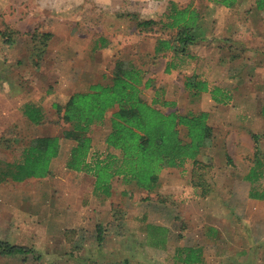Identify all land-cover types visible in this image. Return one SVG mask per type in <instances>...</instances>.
I'll return each instance as SVG.
<instances>
[{
	"label": "rangeland",
	"instance_id": "rangeland-1",
	"mask_svg": "<svg viewBox=\"0 0 264 264\" xmlns=\"http://www.w3.org/2000/svg\"><path fill=\"white\" fill-rule=\"evenodd\" d=\"M158 1L164 2L163 11L158 9L160 18L169 20L166 0H134L142 10L111 2L112 7L102 12L103 6L94 0H0V240L36 250L25 261L20 255L0 254V264H183L186 247L199 248V264H264V200L251 197V184L245 179L257 152L264 160V11L256 9V0H242L233 9L210 6L207 0L174 2L177 7L194 6L203 14L212 41H226L220 36L230 33L227 24L237 23L239 58L231 62L228 57V47L235 45H208V54L214 52L209 62L218 67L219 81L233 87L231 100L213 108L206 104L209 94L192 99L200 102L197 107L184 88L186 76L204 67L198 53L193 59L183 57L180 69L168 73L156 55L137 61L122 53L118 44L106 45L114 62L119 58L136 64L154 62V91L143 94L148 101L158 94L157 106L165 112L172 107L163 106L164 101L173 100L180 110L191 104L196 113L212 108L209 123L214 133L198 164L190 161L184 170L165 169L160 186L151 193L116 178L110 196L93 190L91 174L65 164H58L47 178L22 181L13 179L15 171L6 165L19 162L29 140L45 133L23 114L25 100H15L14 95L26 92L30 102L32 95L44 96L55 81L50 67L61 66L66 57L55 50L67 47L71 57V50L77 49L73 46L85 44L72 41L76 34L87 32V23L97 21L93 34L110 29L114 25L106 14L110 9L109 15L129 10L145 19L157 10L155 5L161 6ZM104 22L111 26L103 28ZM161 29L156 30L163 35L173 32ZM50 31L49 45L40 39L32 42V33ZM194 50L205 53L204 48ZM41 102L34 103L47 110L48 124L68 128L51 103ZM109 128L103 123L93 130L99 138L93 150L105 151L102 138ZM181 135L186 139L182 126ZM149 226H154L153 232ZM158 239L164 241L156 244Z\"/></svg>",
	"mask_w": 264,
	"mask_h": 264
},
{
	"label": "trees",
	"instance_id": "trees-1",
	"mask_svg": "<svg viewBox=\"0 0 264 264\" xmlns=\"http://www.w3.org/2000/svg\"><path fill=\"white\" fill-rule=\"evenodd\" d=\"M227 8L235 7L242 0H207ZM256 9L264 11V0H256ZM137 18L136 15L133 17ZM167 28L173 30L168 39H163L156 47V54L162 50H173L175 58L181 60L190 57L189 47L205 40L207 28L200 12L189 5L185 8L176 4L168 14ZM138 27L148 28L153 20L136 19ZM51 32L31 34L32 42L49 45ZM44 53L48 50L45 47ZM33 53V52H32ZM42 57V53L39 54ZM39 60V59H38ZM183 60V59H182ZM36 65H41L38 61ZM38 66V67H39ZM148 70L129 59L119 58L113 68V77L109 84H92L88 91L73 93L62 106L54 102L57 110L68 128L64 137L73 140V146L67 167L78 172H86L95 178V192L106 196L112 195L113 182L123 178L128 184L148 193L155 192L160 186L165 169H185L186 163H199V156L212 141L214 128L209 123V112L179 113L174 110L165 112L159 108L158 94L149 102L143 94L144 87H150ZM186 88L199 92L210 91L212 98L219 103H227V95L221 88L210 90L206 81L193 74L186 79ZM175 107V102L164 101V105ZM110 130L104 141L106 150H93V126L102 124L108 111H112ZM28 119L39 124L44 119L42 108L30 102L23 109ZM181 126L186 129V139L181 135ZM257 134L253 135L257 141ZM59 136H37L29 140L22 151L21 160L6 164L14 169L13 179L22 181L26 178H43L51 173V161L60 153ZM4 176H7L4 174ZM264 160L256 153L245 179L250 182L252 198L264 200ZM159 243V242H156ZM187 254L183 264H198L202 257L198 249L186 247ZM0 254L5 256L36 255L33 247L12 244L0 240Z\"/></svg>",
	"mask_w": 264,
	"mask_h": 264
},
{
	"label": "crops",
	"instance_id": "crops-1",
	"mask_svg": "<svg viewBox=\"0 0 264 264\" xmlns=\"http://www.w3.org/2000/svg\"><path fill=\"white\" fill-rule=\"evenodd\" d=\"M95 2H97V4H100L103 6V9H100V11H106L105 9H109V7H112L111 2H113V4H117V6L122 7L124 6L125 9H143L141 8L142 6H138V4L136 2H134V0H94ZM161 6L159 5L155 9L157 10H151L150 16L148 18H145V20H153L155 21V23H152L150 26H148V28H143L142 27H138L136 24V19H142L140 18L138 13H133L132 11L126 10L124 12H118L115 15H109L111 12V9L108 10V12H106V14L112 19V22H114L113 26L110 27V29H103V33H98V34H93L92 28L96 27V32H97V21H93L92 23H87L88 27L87 28V32H82L80 34H76V38L73 39V43H85L83 45H78V46H73L76 47L77 49H72L70 54L71 57H68V48H60L59 50H55V52L57 53H63L66 54L64 56V61L62 62L61 66H57V68L54 67H50V74L53 75L55 77V81L52 82V86H48L47 89L45 91V94L43 96V94H39V95H32L31 99L33 100L32 103L34 102H41L42 100H46V103H51L50 105L53 106L54 102L59 103L60 105H64L66 103V101L68 100V98L76 92H85L88 91L90 86L92 84H96V83H102V84H109L111 82V79L113 77V68L114 65L111 66V64H115L114 61H112V56H110V54L107 53L106 48L107 46H110V44H118V48L122 53L125 54H131L133 55V57L137 58V61L139 60L140 57L145 56V55H150L154 58V55L157 56V60H164V62H162L163 65V70H165L166 72L170 73H175L176 71H178V69H180L181 67V63H183L184 59L189 58V59H193L196 58L195 53L202 57V63H204V67H201V71L200 68L193 70L192 73H189L183 84H184V88L185 90H187L189 92L190 96V101L191 103H194L197 105V107L200 106V102L196 99V100H192L194 98H199L202 97L203 94H209L210 95V100L212 103H208L209 102V98L206 101V104L210 105L212 108L215 107V105H220L223 103H219L216 100H214L212 98V95L210 93V91L207 92H199L197 93L196 90H188L186 88L185 82L186 79L188 77H190L193 74H197L198 78L201 80H204L207 82L210 90H212L213 88L219 87L222 89V91L225 93V95H227V100H231L232 98V92L233 91V87H227V86H223L222 82L219 81V73L217 72V66L214 64L213 62H209L213 57H212V53L208 54V49L209 46L208 45H220V42H222V44H228V46H234L229 48L228 47V53L230 54V56L228 55L229 58H231V62H233L232 60H235L236 58H239V54H236V45L238 44V38L235 36V33L237 32L235 29L237 26V23L233 20L230 21L229 24H227V27L230 28L229 32L231 33H227L228 31H225L223 36H220L221 39L224 38V41L221 40L220 42L215 40L212 41L214 38L213 37H209V31L207 33V37L205 38V40L198 42L195 45H192L189 47V54L190 57H184V59L180 62H178L179 60H177L175 58V54L174 51L171 49H167V50H162L160 51L158 54H156V47H158V44L160 43L161 40L163 39H168L170 36L167 35H163L161 32L157 31L156 29L159 28H164V29H169L167 28V24L170 20H162L163 18H160L159 16V12L163 11V4L164 2H160L158 1ZM175 0H166V13L169 14L171 8L175 5ZM209 2V1H208ZM242 2V1H241ZM241 2L238 4L240 5ZM143 4V3H142ZM210 6L213 5H217L214 3H207ZM236 5V6H238ZM189 6V4H185L183 7L180 8H185ZM137 7V8H136ZM194 7V6H193ZM224 7V6H222ZM226 9H233L234 7L231 8H227L224 7ZM160 9V11L158 10ZM135 12V11H134ZM114 13V12H112ZM134 15L137 16L136 19H134ZM201 18L204 20L203 14L200 13ZM214 21V19H213ZM77 23V22H76ZM125 23H127V29L125 26ZM79 25V24H78ZM109 24H106L105 22L103 23L102 27L105 28L107 26H109ZM111 26V25H110ZM222 26V25H221ZM90 27V28H89ZM164 29H161L160 31H164ZM171 30V29H170ZM173 31V30H172ZM52 34L53 32L50 31ZM56 32V31H55ZM79 32V30L77 31ZM57 33V32H56ZM173 33V32H172ZM227 33V34H226ZM58 34H56V39L59 38L60 36H57ZM63 37V36H62ZM53 38V37H52ZM51 38V41L53 40ZM70 43V41H68ZM108 44V45H107ZM107 45V46H106ZM193 48V49H192ZM194 48H201L205 50V53L203 52H198L196 50H194ZM196 51V52H195ZM54 52V53H55ZM55 61H56V57ZM138 65L142 66L143 68L147 69L149 72L147 74V78L150 80L151 85L150 87H144L143 93L145 94L147 92V90L149 89H153L154 91V62H152L150 65H145L144 63L138 62ZM203 65V64H202ZM158 66V65H157ZM107 72V74H106ZM203 73L202 76L201 74ZM57 78V79H56ZM231 83V82H230ZM227 87V88H226ZM228 91V92H227ZM230 91V92H229ZM15 96V100H25L24 103H30V99L28 98V95L26 94V92H21L19 94L14 95ZM13 96V97H14ZM46 96V97H45ZM61 98H60V97ZM57 97V99H56ZM58 97L60 98V100L58 99ZM63 97V99H62ZM155 97H152L149 102H152L154 100ZM41 99V100H40ZM37 100V101H35ZM175 102V107H172L171 111H178L179 113H187L192 111L191 110V106L186 109V110H180L179 106H177V102L176 101H172ZM34 103V104H36ZM43 104V102H41ZM215 104V105H214ZM37 106L40 107L39 103L36 104ZM41 108V107H40ZM212 108H202V111L205 112H209V118H210V111L212 110ZM55 111H57L56 109H54ZM200 110V112H201ZM44 113V119L41 121V123L39 124H35V126L41 127L43 131H45V133L42 134H37V136H59L61 139V148H60V153L57 157L53 158L51 161V172L53 170V168H55L58 164H65L67 166V162L71 153V150L73 148V146L76 144L75 141L73 140H69L66 139L64 137V129L62 128H58L56 129L54 125L48 124L49 123V118H48V113H46L47 110H43ZM112 111H108V113L106 114V118L104 119L103 123L104 124H108L110 126V118H111V114ZM192 112H196V111H192ZM24 114V113H23ZM25 115V114H24ZM26 116V115H25ZM28 118V117H27ZM102 123V124H103ZM34 124V123H33ZM100 124H96L93 126V130L97 127H99ZM110 130V128H109ZM108 130V132H109ZM107 132V134H108ZM105 134L102 138V142L105 144ZM35 136V137H37ZM96 141H99V138H97L96 136H94V141H93V146L95 145ZM94 148V147H93ZM107 148V147H106ZM105 148V150H106ZM190 161H188L186 163V167H188L190 165ZM88 174V173H87ZM49 176V175H48ZM47 176V177H48ZM46 177V178H47ZM91 186L94 189V182H95V178L91 175ZM45 178V177H43ZM114 185V184H113ZM113 191V190H112ZM113 193V192H112ZM149 228H152V232L154 231V226H149ZM155 229H160V230H164L162 228H155ZM154 235V234H153ZM153 235H150L152 237V246H154V237ZM164 241V239H158L157 242L162 243ZM158 244V243H156ZM199 251V248H196ZM151 253H154V249L150 250ZM154 255V254H152ZM154 262V261H153ZM201 262H198V264Z\"/></svg>",
	"mask_w": 264,
	"mask_h": 264
}]
</instances>
